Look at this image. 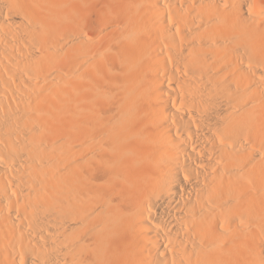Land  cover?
I'll use <instances>...</instances> for the list:
<instances>
[{
	"label": "bare ground",
	"instance_id": "1",
	"mask_svg": "<svg viewBox=\"0 0 264 264\" xmlns=\"http://www.w3.org/2000/svg\"><path fill=\"white\" fill-rule=\"evenodd\" d=\"M0 264H264V0H0Z\"/></svg>",
	"mask_w": 264,
	"mask_h": 264
}]
</instances>
